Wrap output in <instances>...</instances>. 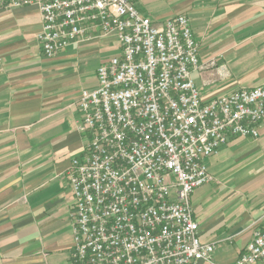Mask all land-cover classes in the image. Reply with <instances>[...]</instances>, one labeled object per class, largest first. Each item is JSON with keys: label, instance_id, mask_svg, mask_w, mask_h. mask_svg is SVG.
<instances>
[{"label": "built area", "instance_id": "2783aa9c", "mask_svg": "<svg viewBox=\"0 0 264 264\" xmlns=\"http://www.w3.org/2000/svg\"><path fill=\"white\" fill-rule=\"evenodd\" d=\"M35 7L37 41L54 56L114 34L120 55L79 100L86 153L71 162L70 264H195L213 247L197 237L191 195L212 181L205 161L234 138L258 137L264 87L203 99L192 81L199 44L183 16L152 25L129 0H0ZM264 261V214L234 264Z\"/></svg>", "mask_w": 264, "mask_h": 264}, {"label": "crops", "instance_id": "0c3cea01", "mask_svg": "<svg viewBox=\"0 0 264 264\" xmlns=\"http://www.w3.org/2000/svg\"><path fill=\"white\" fill-rule=\"evenodd\" d=\"M152 25L183 16L199 44L192 81L203 99L264 87V0H129ZM35 7H0V264H70L74 198L68 173L86 153L79 100L97 68L120 55L114 34L51 57L37 41ZM258 137L234 138L205 161L212 177L194 189L198 240L211 262L234 264L264 214V121ZM264 264V261L258 263Z\"/></svg>", "mask_w": 264, "mask_h": 264}]
</instances>
